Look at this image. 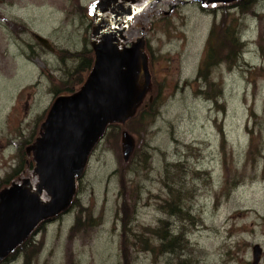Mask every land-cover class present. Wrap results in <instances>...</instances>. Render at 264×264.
<instances>
[{"label": "rangeland", "instance_id": "1", "mask_svg": "<svg viewBox=\"0 0 264 264\" xmlns=\"http://www.w3.org/2000/svg\"><path fill=\"white\" fill-rule=\"evenodd\" d=\"M100 1L0 0V193L25 179L37 191L34 148L55 101L51 88L76 67L74 54L98 42ZM135 1L141 10L120 43L143 42L144 99L160 95L157 116L134 138L132 162L124 163L120 138L99 141L71 207L33 233L29 264H252L255 245L264 264V0ZM224 14L237 20L241 56L217 62L204 82L207 39ZM26 256L1 264H25Z\"/></svg>", "mask_w": 264, "mask_h": 264}, {"label": "water", "instance_id": "2", "mask_svg": "<svg viewBox=\"0 0 264 264\" xmlns=\"http://www.w3.org/2000/svg\"><path fill=\"white\" fill-rule=\"evenodd\" d=\"M124 3L135 0H122ZM151 1V0H148ZM207 4H230L239 0H181ZM122 9L118 0H102L95 7L96 26L92 35L93 67L81 88L52 103L43 130L34 148L35 172L39 178L37 193L29 192V180L12 185L0 193V263L20 246L41 223L64 212L75 194L76 182L82 176L95 146L109 125L124 124L146 96L150 75L141 40L129 47H119L135 14L141 8ZM110 13V17L105 15ZM127 14V15H126ZM126 15V16H125ZM106 20H105V19ZM36 41L53 52L50 42L34 34ZM144 76V84L138 80ZM122 157L128 162L134 139L126 131L121 134ZM49 196L43 203L39 196ZM261 249L252 248V264H259Z\"/></svg>", "mask_w": 264, "mask_h": 264}, {"label": "trees", "instance_id": "3", "mask_svg": "<svg viewBox=\"0 0 264 264\" xmlns=\"http://www.w3.org/2000/svg\"><path fill=\"white\" fill-rule=\"evenodd\" d=\"M239 1H243V0H239ZM252 5L253 3L251 1L246 8L249 9L251 8ZM240 13L244 14L243 11ZM218 29L219 31L216 32V30ZM87 48H88L87 46H84V50L82 52H78L73 55V57H75V61L77 64L76 67L72 71L66 70L65 80L63 81L60 80L59 86L51 88V92L53 93L55 99L63 95L68 96L77 92L86 81L88 75L92 70L93 61H94L93 52L87 50ZM206 54L207 55L201 62V66L199 68V74H198L199 77L203 78L202 81L204 82L209 79V69L213 67L217 62L220 61V64L227 63L231 65V63H236L237 60L240 59L241 44H240V38L238 36L237 20H231L228 21L227 23V15L224 14L221 27H216L212 29L209 33L206 44ZM61 61H63V58L61 59ZM160 102H161V98L159 94H156L151 99L149 98H147L146 100L144 99V101H142L135 108L134 114L129 120H127L124 124L114 123L109 125L107 129H110V132L107 133L108 135L105 134L106 133L105 132L102 138H104L105 141H109L110 139H113L114 142L117 143L119 138L121 140L122 132L126 131L133 137V139L135 138L138 141L141 132H146L147 128L150 126V124L154 121L155 117L157 116ZM115 146L119 149V146L117 144H115ZM141 156H140L141 157L140 162L142 163V168L146 169L149 161L148 160L149 156L147 155V153ZM133 158L134 157L131 156L128 162L134 161ZM123 165L125 167L127 166L126 164ZM73 201L74 199L72 200L71 205ZM71 205L68 207V209L71 207ZM176 210H178V208ZM178 214L179 211L171 212L170 216H175ZM89 220L90 218L88 217V221ZM47 221L50 220L48 219L44 222H41L36 227L33 233H35L39 228H41V226ZM79 223H80V218H77L76 226L74 227L75 230L77 229V227H79ZM87 224L88 223H83V226H87ZM33 233L25 241H23V243L20 246H18L15 249V251L12 252L4 260V262L8 261L9 259L17 258L18 255H20V251H25L27 252L25 264H29L30 263L29 260L31 259L29 258L28 252L30 248L33 247L31 242V237L34 236ZM165 234L166 233L161 231L159 238H161L162 241L166 242V237H164ZM168 242L172 244L171 241Z\"/></svg>", "mask_w": 264, "mask_h": 264}, {"label": "bare ground", "instance_id": "4", "mask_svg": "<svg viewBox=\"0 0 264 264\" xmlns=\"http://www.w3.org/2000/svg\"><path fill=\"white\" fill-rule=\"evenodd\" d=\"M149 2L150 1H148V2H145V5H147V4H149ZM124 5H127V6H123L122 7V9L123 10H126V9H128V10H130L129 12H133L135 9H138V8H136V6H134L132 3L130 4V3H124ZM143 8V7H142ZM127 15V14H126ZM125 15V16H126ZM110 16H112V15H110V13H108L107 15H105V18H108V17H110ZM104 18V19H105ZM106 20V19H105ZM125 39V38H124ZM98 40V39H97ZM122 43V42H121ZM121 43H119V47H123L122 45H121ZM31 181H30V187H31V190H30V192L31 193H34V194H36L37 193V191H36V184H35V180L33 181L32 179H30ZM39 198H40V200L42 201V202H44V200H45V197L43 196V194L42 195H40L39 196Z\"/></svg>", "mask_w": 264, "mask_h": 264}, {"label": "flooded vegetation", "instance_id": "5", "mask_svg": "<svg viewBox=\"0 0 264 264\" xmlns=\"http://www.w3.org/2000/svg\"><path fill=\"white\" fill-rule=\"evenodd\" d=\"M34 34H35V33H32V36H33V38L35 39ZM44 38H45V37H44ZM35 40H36V39H35ZM39 45H40V44H39ZM40 46H41V45H40ZM41 47H42V46H41ZM42 48H43V47H42Z\"/></svg>", "mask_w": 264, "mask_h": 264}]
</instances>
